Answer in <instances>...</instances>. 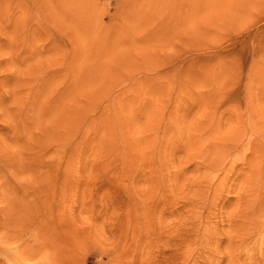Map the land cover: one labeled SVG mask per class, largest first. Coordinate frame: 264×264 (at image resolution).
I'll use <instances>...</instances> for the list:
<instances>
[{"label":"rangeland","instance_id":"1","mask_svg":"<svg viewBox=\"0 0 264 264\" xmlns=\"http://www.w3.org/2000/svg\"><path fill=\"white\" fill-rule=\"evenodd\" d=\"M249 120L264 122V0H0V214L28 228L19 247L0 225V260L264 264V223L224 253L237 183L256 181L243 154L195 169ZM224 173L216 205L194 197Z\"/></svg>","mask_w":264,"mask_h":264},{"label":"bare ground","instance_id":"2","mask_svg":"<svg viewBox=\"0 0 264 264\" xmlns=\"http://www.w3.org/2000/svg\"><path fill=\"white\" fill-rule=\"evenodd\" d=\"M65 27L68 28V26H65ZM67 30L69 31V29ZM260 119H257V121ZM259 122L260 123H255V122L252 123L251 120H249V122L247 123L248 125L246 124L247 126L243 127L242 129H236L230 136L228 135L226 139L221 141L222 144L227 142L223 144L225 145V147L223 148L221 147V145H219L221 144L220 142L213 143V140H211L213 145H211L210 143V145H206L204 147L202 146L203 148H200L201 151H199V154L197 156L199 159L200 165L198 164V162L197 164L195 163V165H197L195 169L197 171L198 169L199 171L203 169L209 172H217V173L221 172L222 173V171H224L226 168L225 166L227 163L226 162L227 157H226V154L224 157H217L216 155L218 154V152L220 153L223 150L227 152H231L230 150H232V151H236L235 155H237L238 152H241V154H243V156L245 157L244 158L245 163H247L248 165L247 166L248 170L246 171H248L251 178L253 177L257 181V177H259L258 172H260L259 169H261L259 157L262 155V153H264V122L263 121L262 122L259 121ZM219 140L220 139H218V141ZM240 145H243V146H240ZM246 154H248L249 156L248 155L246 156ZM226 176L227 174H225V176H222V178H220L219 181H215V177L213 178V180H209L210 178L208 179V176L205 179H202L203 177L201 179L198 178V181L195 180V183L190 185L191 186L190 190L193 192L194 197H197V198H200V197L202 198L204 194L206 193H210V192L213 193L214 196L211 197V199L209 200L210 202L207 200V205L211 204L210 206H214L216 205V202L220 200V194H221L223 187L227 186V188L234 190V185L230 183L228 184V181H225ZM216 179H217V176H216ZM249 179H246L245 181H241L240 179V182L237 183L240 185V187L237 188V192H235V199L237 200V206H236V209L227 216V223L232 227V231L228 232L226 235L224 233L222 234L220 233L221 234L220 235L216 232L210 235V238L211 236H213V238L216 237L218 242L222 240L221 236L225 235V238L229 246L225 248L224 253L225 254L227 253V256L229 257L232 256V254L236 250V246L238 242L237 238L240 241L238 243V248H239L240 246L239 244L242 245L245 242V240H247L254 232L258 231V229L264 223V197H258L256 195L257 193L256 186L258 185H256V181H249ZM210 186H213L214 188L208 191V188ZM261 192L264 193V191H261ZM258 195L260 196L259 193ZM18 208H20L21 210L22 207L18 206ZM10 209L11 208H9L8 212H10ZM11 219L12 218L10 217V214H6V213L0 214V222H3V223H0V225H5V224L9 225L11 229L10 235L16 238L15 239L16 241L18 240L20 241L19 247H21L24 242V237L28 233V228L24 225L21 226V224H18L17 222H13ZM184 219H185V224H186V221H189L188 217L185 216ZM45 246L46 245H42V244L23 246V248L21 249L19 253H21L25 257H34L41 250H43V247ZM15 253L17 254L15 250L13 251V253L10 251H7L5 255L7 259H9V261L0 260V264H5L6 262H10V260L14 257ZM262 255H264V251L262 252Z\"/></svg>","mask_w":264,"mask_h":264}]
</instances>
